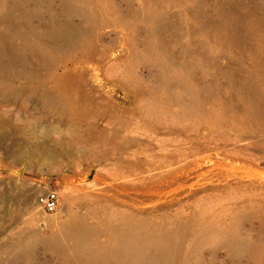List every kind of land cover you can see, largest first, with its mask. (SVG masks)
Returning <instances> with one entry per match:
<instances>
[{"label": "rangeland", "instance_id": "rangeland-1", "mask_svg": "<svg viewBox=\"0 0 264 264\" xmlns=\"http://www.w3.org/2000/svg\"><path fill=\"white\" fill-rule=\"evenodd\" d=\"M0 264H264V0H0Z\"/></svg>", "mask_w": 264, "mask_h": 264}, {"label": "built area", "instance_id": "built-area-1", "mask_svg": "<svg viewBox=\"0 0 264 264\" xmlns=\"http://www.w3.org/2000/svg\"><path fill=\"white\" fill-rule=\"evenodd\" d=\"M37 202L46 212H54L60 206L59 190L53 186L52 179L39 180Z\"/></svg>", "mask_w": 264, "mask_h": 264}, {"label": "bare ground", "instance_id": "bare-ground-1", "mask_svg": "<svg viewBox=\"0 0 264 264\" xmlns=\"http://www.w3.org/2000/svg\"><path fill=\"white\" fill-rule=\"evenodd\" d=\"M74 229V225L70 222H65L62 224V231L65 232V234H69L70 232H73ZM58 237V236H57ZM55 237V242L58 243L59 238Z\"/></svg>", "mask_w": 264, "mask_h": 264}]
</instances>
